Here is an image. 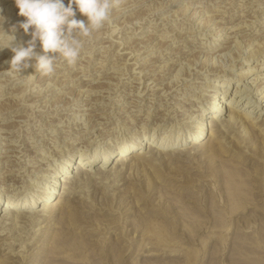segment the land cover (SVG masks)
<instances>
[{
    "label": "rangeland",
    "instance_id": "obj_1",
    "mask_svg": "<svg viewBox=\"0 0 264 264\" xmlns=\"http://www.w3.org/2000/svg\"><path fill=\"white\" fill-rule=\"evenodd\" d=\"M14 6L13 0H0V27L6 32L15 27L17 43L23 44L30 37L17 27L22 18ZM75 19L85 20L79 13ZM82 45L74 64L57 59L48 76L31 66L20 74L7 71L11 52L0 50V198L52 189L51 198L60 196L62 184L49 178L59 177L68 160L84 152L80 159L89 157L100 141L103 153L146 138L154 143L166 136L190 138L197 124L210 123L200 122V115L209 116L207 98L215 87L227 86L224 97L233 107L239 96L234 90L243 82L235 74L264 60V55L246 60L264 47V0H118L109 22ZM212 67L234 74L229 85L222 84L228 75L214 76ZM263 73L244 82L264 79ZM245 107L237 108L239 115ZM162 114L165 121L158 124ZM254 118V130L240 126L219 137L218 144L210 143L213 155L206 154L209 142L194 153L185 143L177 155L166 150L128 162L118 168L117 179L111 176L115 164L100 168V155L87 175L78 176L85 186L74 180L64 187L70 193L53 215L30 220L0 211V264H46L50 256L66 264H264V128L259 122L264 117ZM91 121L104 138L85 148L92 141ZM99 170L104 173L94 177ZM232 172L242 186L241 202L227 197L223 177ZM40 200L32 213L41 211ZM56 237L65 240L68 251L56 247L62 242Z\"/></svg>",
    "mask_w": 264,
    "mask_h": 264
},
{
    "label": "bare ground",
    "instance_id": "obj_2",
    "mask_svg": "<svg viewBox=\"0 0 264 264\" xmlns=\"http://www.w3.org/2000/svg\"><path fill=\"white\" fill-rule=\"evenodd\" d=\"M170 5V4H169ZM15 8V6H14ZM161 10V9H160ZM250 11V10H249ZM195 16V14H194ZM190 22V21H189ZM188 22V23H189ZM210 24V23H209ZM199 25V24H198ZM209 27H203L202 28V31H207ZM208 31H212V30H208ZM238 31V30H237ZM222 31L219 30L217 31L215 34H214V38L215 39H218L220 38V35H218L219 33H221ZM204 33V32H203ZM210 33V32H209ZM218 33V34H217ZM247 33L245 34H242L241 36H244L246 35ZM218 35V36H217ZM237 35V34H235ZM239 35V33H238ZM234 36V35H233ZM234 37H232V40H233ZM211 41V40H210ZM226 41V40H225ZM121 42V41H120ZM211 42H216L218 43L217 40L215 41H211ZM237 42V41H236ZM238 44V43H236ZM243 44V43H242ZM251 45V44H250ZM256 45H260L259 43L258 44H255ZM263 45V44H262ZM129 46V45H128ZM248 46V45H247ZM252 46V45H251ZM261 46V45H260ZM127 48V47H126ZM257 50V49H256ZM227 51V50H226ZM235 51V50H234ZM252 51V50H251ZM240 52V51H239ZM253 54L251 53V55L249 54L248 57H246V60H249V59H253L254 57H258V56H262L264 55V47L263 49H258V51H252ZM239 54V53H238ZM216 56V55H215ZM248 62V61H246ZM230 65L228 66V69H231L232 68V64H231V61L229 62ZM6 65V64H5ZM206 65V64H205ZM204 65V66H205ZM219 65V64H218ZM242 64H240L238 67H240ZM215 67V66H214ZM212 67L210 69L211 72H214L216 74H214V76H226V74L228 75L227 78H229L226 82H222V84L224 85H229V83L232 81V78L234 76V74L232 73H224L225 71V68H214ZM224 67V66H223ZM201 70V69H200ZM26 71V70H25ZM208 71V70H207ZM264 71V60L263 62L260 64V65H257V66H254V67H247L245 70L243 71H239L237 72V74H235L236 78H237V82H242V84L239 85V88L235 89L234 90V93H239V96H238V99L235 100V102L233 103L234 106L233 107H230L227 105V100H226V97H224V94L226 93V87L227 86H224V87H219L212 92V94H209L211 95V98H207V105H208V109L209 112L208 113V117H205L203 118L202 115H200V122H203V121H209L210 123L209 124H205L203 125L204 123H201L200 125L197 124V126H199L200 128L198 130H193L195 132L191 133L190 135V138H186V137H181V138H178V140L176 141H170L169 140V137L166 136V137H161L160 139H158L157 141H152L150 138H146V139H143L139 142H129L128 144H126L124 147L120 148V149H111V148H106V150L103 152V153H100L102 151H100V148L101 146H103V142L100 141L99 142V146L100 148H98L99 146L95 147L90 153H89V157L87 158H84V159H80L81 156H84L86 155V153L84 152L83 154H81V156H77L75 157V159L73 160H68L67 162H69V164L65 167L63 173H60L59 177H57V173H54L53 174V177L49 178V181H53L55 179L58 180L59 184L61 183L62 184V188L59 189V191H61V195L60 196H57V197H54V198H51L52 195H54V189L51 190L52 193H47V194H42L43 190L37 192V193H30L29 196H22L21 193H13L11 194L9 197L7 198H0V202H3L4 201V205H3V208L0 210L1 212L3 213H13L15 215L16 218L18 219H24V218H29L30 220H36L37 219H40L42 218L41 216L42 215H45V214H54V212L59 208L60 205H63L64 204V195H67L68 193V189H65L64 187L67 186L68 184L70 185L74 180H75V184L78 185V186H81L82 184L84 185L86 183V180H85V183L81 182L79 180V177L78 176H81V175H84L86 174L87 175V170L88 169H93L96 165V161L98 160V157H99V162H100V165L102 167H105V168H108L111 164H115V170H113L112 172V175L114 178L117 177L118 175V170L120 171V168L121 166H126V164L128 162H133V161H138L139 159H141L142 157H144L146 154L150 153H164V151H172L174 152L175 151V154L176 152H180L182 151V147H184L183 145L185 143H187V147L190 151H195V150H201V149H204L205 148H208V147H204L203 148V144L206 143V142H209L210 143H217L218 142V138H222L221 136H223V134L226 135V132H231L232 130L233 131H239V127L241 126L242 128H245L246 125L248 126L249 125V130H254L255 127H256V123L254 121H256V119L254 118V115H258L260 117H264V89H263V85L264 84H261L259 87H253V89H251V85L249 86V84H252V83H256L257 81H261L264 79H261V80H258L257 79V76H253L249 79V84L248 83H245L244 80L246 81L251 75H253L254 73L256 72H260V73H263ZM142 72V71H141ZM140 72V73H141ZM264 75V73H263ZM52 77V76H51ZM31 82V81H30ZM172 83V82H171ZM264 83V82H263ZM201 88V87H200ZM202 88L204 89H212V86L211 85H205V86H202ZM36 89V88H35ZM231 89V88H230ZM232 90V89H231ZM229 90V92L231 91ZM218 91H220L221 93L219 95H217ZM259 92V93H258ZM81 93V92H80ZM208 93V92H207ZM232 96V95H231ZM242 96H245L247 97L246 99V103H244V100L242 101L241 98ZM200 97V96H199ZM230 97V95L228 96ZM227 97V98H228ZM233 98V97H232ZM231 99V98H230ZM177 102V101H176ZM241 103V105H240ZM242 103L244 106H247L245 108H243L242 110L243 111H246L245 114L243 115H239L238 114V111L240 112L241 111V108H242ZM251 104V105H250ZM230 105V104H229ZM250 105V106H249ZM241 107L239 109H237L238 107ZM251 108V109H250ZM237 109V110H236ZM250 109V110H248ZM40 110V109H39ZM226 110H228L227 112H229V117L227 118L228 120L225 121V122H221V118L224 117L223 115L226 113ZM200 113V112H199ZM254 113V115H252L251 117L249 116V114H252ZM204 115V114H203ZM165 115L162 114V117L160 116V119L163 118ZM190 119V118H189ZM165 120H162L161 121H157V123H162L164 122ZM261 124H260V127L263 126L264 128V118H263V122L262 121H259ZM156 123V124H157ZM259 124V123H257ZM91 126V130H88L87 134H90V138L92 139V141H90V143L88 142L87 144H85V148H88V147H93L97 144L98 141H96L95 139L100 137L101 139H103V134H101L102 132L101 131H98V125L96 123H94L93 121L90 122L89 124ZM210 129H209V128ZM93 128H97L95 130H92ZM209 129V131L206 129ZM225 128V131L222 130ZM259 129V127H258ZM263 130V129H262ZM261 130V131H262ZM197 131V132H196ZM248 132V130H245ZM263 132V131H262ZM233 133V132H232ZM249 134L251 133L250 131L248 132ZM261 133V132H260ZM264 133V132H263ZM243 134V133H242ZM246 134V133H245ZM254 135V134H253ZM264 135V134H263ZM204 136V137H203ZM240 136V135H238ZM259 136H261L259 134ZM203 138L202 140L200 138ZM244 137V136H243ZM242 137V139H243ZM262 137V136H261ZM241 139V138H239ZM238 140V139H237ZM220 142V141H219ZM222 142V141H221ZM231 142V141H230ZM239 142V141H238ZM101 143V144H100ZM223 143V142H222ZM221 143V144H222ZM236 143V141H235ZM247 143V142H246ZM245 143V144H246ZM218 144V143H217ZM220 144V145H221ZM226 144V143H225ZM232 144V142H231ZM234 144V143H233ZM242 144V143H241ZM264 144V142H263ZM229 145V144H228ZM238 145V147H237ZM235 144L234 146H236V148H241V145L240 144ZM243 145V144H242ZM261 145V144H260ZM216 146V144H215ZM219 146V145H218ZM217 146V148L219 149V147ZM232 146V148L234 147ZM213 147L211 144L209 146V149L208 151H206V154L207 153H210L211 155H213L212 153L214 152L213 151ZM226 147V146H225ZM223 147V148H225ZM244 148V146H242ZM247 147V145L245 146ZM222 148V147H221ZM236 148H233L234 150ZM243 148H242V152H243ZM249 148H252V147H249ZM187 149V150H188ZM227 149V148H225ZM254 149V148H253ZM252 149V150H253ZM186 150V149H185ZM223 150V149H221ZM230 150V149H229ZM233 150V151H234ZM237 150V149H236ZM249 150V149H248ZM257 150V149H256ZM255 150V151H256ZM263 150V149H262ZM227 151V150H226ZM238 151V150H237ZM254 151V150H253ZM186 152V151H185ZM202 152V151H201ZM200 152V154H202ZM222 152V151H221ZM225 152V150H224ZM230 152V151H229ZM232 152V150H231ZM242 152H239L240 154H242ZM20 153V152H19ZM117 153V154H116ZM166 153V152H165ZM190 153V152H189ZM188 153V154H189ZM194 153V152H193ZM198 153V152H197ZM205 152H203L204 154ZM234 153V152H233ZM250 153H254V152H250ZM249 153V155H250ZM115 154V156H114ZM172 154V153H171ZM174 154V153H173ZM239 154V155H240ZM251 154V155H252ZM259 154V153H258ZM262 154V153H261ZM80 155V154H79ZM153 155V154H152ZM167 156V153L165 154ZM177 155V154H176ZM193 155V154H192ZM210 155V156H211ZM217 155V154H216ZM263 155H264V151H263ZM112 156H114V158L112 159ZM169 156V155H168ZM201 156V155H200ZM209 156V157H210ZM245 156V155H243ZM247 156V155H246ZM255 156V155H254ZM171 157V156H170ZM207 157V158H209ZM251 157V156H249ZM248 157V158H249ZM253 157V156H252ZM259 156H257L256 158H258ZM204 158H206V156H204ZM255 158V157H254ZM2 159V158H1ZM98 164V163H97ZM7 166V165H6ZM213 169V168H212ZM122 170V169H121ZM215 170V169H213ZM237 171V169H235ZM234 170V171H235ZM35 172H41L39 170H37L36 168L34 169ZM213 172V171H211ZM238 172V171H237ZM43 174H48L46 171L42 172ZM104 172H102L101 170L99 171H95V175L94 177H98L100 175H102ZM233 174H235L234 172H232ZM73 175H75V177H78V180L74 177H72ZM216 175H217V172H216ZM91 176V175H90ZM171 176V175H170ZM215 176V175H214ZM213 176V177H214ZM219 176H222V175H219ZM218 176V178H219ZM103 177L102 176L99 180L102 181L103 180ZM211 177V175H210ZM90 178L89 176L87 177V179ZM92 178V177H91ZM212 178V177H211ZM224 178V181H225V184L226 185V188L227 189V194L229 197V199H235V200H240L238 202H241V197H240V192H241V189L242 186L240 187V185L236 182V179L235 178H238L236 177V174L235 175H232V174H228L226 173V175L223 177ZM42 178V175L41 177L37 178L36 181H41ZM117 179V178H115ZM175 179V178H174ZM217 179V178H216ZM91 180V179H90ZM94 180H97V178ZM98 180V181H99ZM93 181V180H91ZM5 181H3L4 183ZM94 182V181H93ZM100 182H98L99 184ZM190 183V182H189ZM152 184V183H150ZM16 184L15 183H12V186H15ZM77 186V187H78ZM85 186V185H84ZM148 186H149V183H148ZM153 186V185H152ZM3 187V186H2ZM82 187V186H81ZM8 189V188H7ZM4 190V189H3ZM243 190V189H242ZM242 195V194H241ZM39 199H41L39 202V204L37 205V208H40L41 211L39 212H33L32 213V205H34ZM244 199V198H243ZM227 201V200H226ZM245 201V200H244ZM227 204V203H226ZM235 205V204H234ZM233 206V205H232ZM236 209V208H234ZM76 210V209H75ZM31 213V214H30ZM17 214V215H16ZM51 215V216H52ZM73 217L71 218H74V216H76L75 214L73 215ZM14 217V216H13ZM62 217V216H61ZM52 218V217H51ZM75 219H77V216L75 217ZM84 219V218H82ZM8 219H5L4 221H6ZM54 220V219H53ZM63 220V219H62ZM70 220V219H69ZM80 220V219H79ZM11 221H16V219H11ZM19 221V220H18ZM72 221V220H71ZM78 221V219L76 220ZM81 221V220H80ZM33 222V221H32ZM62 221H60L61 223ZM83 222V221H82ZM63 223V222H62ZM72 223V222H71ZM74 223V222H73ZM3 224V223H2ZM61 225V224H60ZM24 228V227H23ZM62 237V236H61ZM57 239H61V238H58L56 237ZM55 238V239H56ZM62 240V239H61ZM60 240V241H61ZM64 240V239H63ZM60 242L57 244L56 247H58L59 249H65V251L67 250V248L69 249L70 246L67 245L65 243V240L64 242ZM57 241V240H56ZM59 242V241H58ZM67 242V241H66ZM54 243V242H53ZM76 244V243H75ZM86 244V243H85ZM55 245V244H54ZM72 245L73 242H72ZM71 245V247H72ZM77 245V244H76ZM81 246V244H80ZM79 246V247H80ZM54 247V246H53ZM55 247V248H56ZM82 247V246H81ZM80 247V248H81ZM52 248V247H51ZM76 249H78V247H75ZM75 249V250H76ZM72 250V249H71ZM74 250V249H73ZM59 251V250H58ZM68 251V250H67ZM55 252V251H54ZM60 252V251H59ZM57 252V253H59ZM64 252V251H63ZM56 254V253H55ZM53 255V254H52ZM48 257V256H47ZM61 258V257H60ZM56 258H54V256H50V258L47 259L46 261V264H66V262L68 261H62V260H59Z\"/></svg>",
    "mask_w": 264,
    "mask_h": 264
},
{
    "label": "clouds",
    "instance_id": "obj_3",
    "mask_svg": "<svg viewBox=\"0 0 264 264\" xmlns=\"http://www.w3.org/2000/svg\"><path fill=\"white\" fill-rule=\"evenodd\" d=\"M13 3L22 18L17 27L30 38L23 44L17 43L15 27L7 32L0 27V50L11 52L7 71L14 69L20 74L31 66L35 73L48 76L53 73L57 59L68 65L76 62L82 40L109 22L118 0H67V5L64 0H13ZM76 13L85 20L75 19Z\"/></svg>",
    "mask_w": 264,
    "mask_h": 264
}]
</instances>
